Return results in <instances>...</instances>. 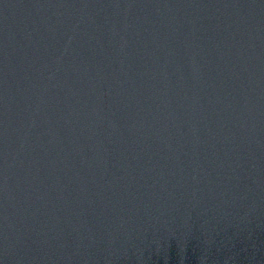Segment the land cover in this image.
I'll use <instances>...</instances> for the list:
<instances>
[{
    "label": "water",
    "instance_id": "1",
    "mask_svg": "<svg viewBox=\"0 0 264 264\" xmlns=\"http://www.w3.org/2000/svg\"><path fill=\"white\" fill-rule=\"evenodd\" d=\"M0 264H264V0H0Z\"/></svg>",
    "mask_w": 264,
    "mask_h": 264
}]
</instances>
